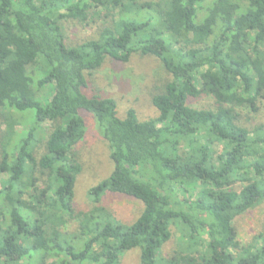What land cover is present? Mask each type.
<instances>
[{"label":"trees","instance_id":"1","mask_svg":"<svg viewBox=\"0 0 264 264\" xmlns=\"http://www.w3.org/2000/svg\"><path fill=\"white\" fill-rule=\"evenodd\" d=\"M100 8L112 25L68 46L65 22L89 25ZM133 55L158 59L172 78L152 98L156 119L120 117L116 101L86 94L107 59ZM199 97L215 108L190 107ZM260 101L264 0H0V264H121L134 249L139 264H264V231L242 244L234 229L264 203V125L242 126L239 112ZM86 116L113 169L77 212ZM198 187L195 200L176 199ZM107 194L140 202L138 219L119 222L101 204ZM173 226L187 248L165 257Z\"/></svg>","mask_w":264,"mask_h":264},{"label":"rangeland","instance_id":"2","mask_svg":"<svg viewBox=\"0 0 264 264\" xmlns=\"http://www.w3.org/2000/svg\"><path fill=\"white\" fill-rule=\"evenodd\" d=\"M99 10L101 16L95 18L93 23L89 25L72 20L65 22V36L68 46H77L86 40L97 39L104 27L112 25V20L107 18L108 12L101 8ZM35 71L36 75L40 73L37 68L33 69V72ZM171 80L172 78L166 72L163 64L154 57L133 55L128 63L107 59L99 70L88 76L89 87L86 94L116 101L120 117H125L129 110H134L140 121H147L158 117V112L152 105V98L159 94ZM43 93L47 94L48 91L43 90L40 94ZM188 104L196 109L215 108L213 100L206 97L190 98ZM239 112L242 114V126L252 130L256 126L264 125V101L257 104V111L254 113L249 108ZM2 120V114H0V139L6 131V125L2 123ZM86 123L87 130L84 140L76 149V159L82 168L74 189L73 206L77 212H86L91 209L92 204L88 198V191L107 180L113 169L108 145L98 134L94 119L86 116ZM50 130V123L42 124L36 132V139L43 144ZM7 146V142H5L4 148ZM39 148L38 157L43 154V148ZM218 149L221 150V147ZM240 189L239 184L234 187L236 191ZM201 191V187H198L193 196L190 193L186 195L177 193L176 199L180 201L195 200ZM101 204L124 225L134 223L143 210V205L140 202L116 194L105 195ZM71 228L74 229L73 226ZM234 229L237 239L242 244L252 242L256 236L264 231V203L246 215L237 218ZM171 230L172 238L162 248V254L165 257H170L174 252L187 248L180 228L173 226ZM139 256L140 249L129 251L124 254L121 264H139Z\"/></svg>","mask_w":264,"mask_h":264}]
</instances>
